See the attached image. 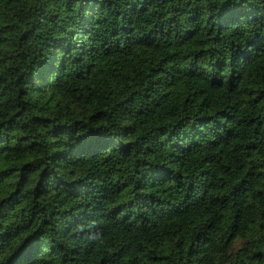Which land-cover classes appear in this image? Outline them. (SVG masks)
Listing matches in <instances>:
<instances>
[{"label": "trees", "instance_id": "obj_1", "mask_svg": "<svg viewBox=\"0 0 264 264\" xmlns=\"http://www.w3.org/2000/svg\"><path fill=\"white\" fill-rule=\"evenodd\" d=\"M0 264H264V4L0 0Z\"/></svg>", "mask_w": 264, "mask_h": 264}, {"label": "clouds", "instance_id": "obj_2", "mask_svg": "<svg viewBox=\"0 0 264 264\" xmlns=\"http://www.w3.org/2000/svg\"><path fill=\"white\" fill-rule=\"evenodd\" d=\"M250 3H254V4H258V3H260V4H264V0H250Z\"/></svg>", "mask_w": 264, "mask_h": 264}]
</instances>
